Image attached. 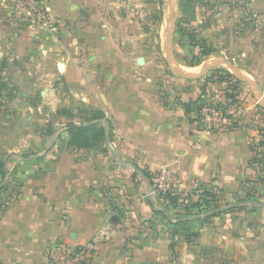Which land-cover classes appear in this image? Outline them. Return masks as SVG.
Listing matches in <instances>:
<instances>
[{
    "label": "crops",
    "instance_id": "1",
    "mask_svg": "<svg viewBox=\"0 0 264 264\" xmlns=\"http://www.w3.org/2000/svg\"><path fill=\"white\" fill-rule=\"evenodd\" d=\"M41 1L54 19L49 27L20 0H0V75L17 87L14 100L31 101L11 113H42L46 103L60 126L35 140L0 124V185H9L0 264H52V243L79 247L94 239L97 249L85 264H264V184L257 183L260 197L241 201L247 197L243 183L264 178V165L251 162L253 144L264 138V0H200L196 7L192 26L218 39L216 47L225 35L247 28L237 21L248 10V40L241 37L235 51L248 53V68H238L256 86L240 85L243 94L232 103L223 82L209 83L204 92L203 76L225 63L186 65L189 46L180 43L181 35L173 34L174 52L167 47L168 65H160L141 36L140 22L152 15L149 0ZM176 44L184 53L180 61ZM173 63L189 74L212 67L188 79ZM190 101L187 114L181 103ZM207 102H220L234 125L206 131L198 116ZM92 110L104 113L111 139L69 149L68 123L88 122ZM161 164L174 172L182 194L197 200L203 186L212 188L221 208H234L208 218L211 211L188 213L151 195Z\"/></svg>",
    "mask_w": 264,
    "mask_h": 264
},
{
    "label": "trees",
    "instance_id": "2",
    "mask_svg": "<svg viewBox=\"0 0 264 264\" xmlns=\"http://www.w3.org/2000/svg\"><path fill=\"white\" fill-rule=\"evenodd\" d=\"M149 1L150 3L152 2V0ZM154 1L157 2L158 8L156 9L155 13L151 15L150 19L157 27L156 35L159 39V44L161 45L160 26L164 18V2L163 0ZM199 1L200 0H180V7H182L181 19L184 21L185 26L181 24V21H179L178 30H180L182 35L180 43L184 38V42L189 46V53L184 57V63L188 66L200 65L204 58L214 54L217 51L216 47L211 42H209L207 38L198 36L199 32L197 30L188 27L191 21L195 18L196 7ZM203 78L205 82L204 92L206 85L209 83L220 81L226 84V87L223 88L224 95L231 103L238 102L240 96L243 94V90L240 87L243 81L225 68L212 69L208 74L204 75ZM64 88L67 89L66 84H64ZM211 90L213 91V89ZM211 90H209L210 93ZM16 91L17 87L9 83L0 75V107L4 106L6 102L13 101L16 97ZM5 98L8 101L5 102ZM181 104L184 106L187 114H189L193 109L192 104H194V101L182 102ZM206 104L208 105L210 102H207ZM206 104H200L197 106V110L200 111V108H204ZM216 104L218 107L226 110V108L221 105L220 102H216ZM66 113H68V111ZM92 113V117L86 123H68L67 129L69 134V149H91L100 146L102 143L111 139L112 127L103 123V118L105 117L104 113L100 110H92ZM52 133L53 131L48 129L47 134L50 135ZM253 149L255 154L251 162L264 165V138L260 139L258 143L253 144ZM261 171H264V167ZM3 173L5 177L6 172ZM258 182L264 184V178L262 177L259 180H248L243 183V187L247 190V197L245 199H241V201H248V199H253L255 196L260 197L262 188L257 186ZM8 188V184L0 185V217L8 205V197L4 198V194ZM160 194L163 199L168 200L169 204L173 206H183L188 211V213H192V210L195 209L200 211H211L207 216L208 218L217 216L222 212L232 210L234 208H221V204L218 203L220 197L218 196L217 192H215L212 188H207L204 186L203 191L200 193V197L197 200H194L191 194L184 195L181 192L166 191L160 192ZM155 211L158 212V210Z\"/></svg>",
    "mask_w": 264,
    "mask_h": 264
},
{
    "label": "rangeland",
    "instance_id": "3",
    "mask_svg": "<svg viewBox=\"0 0 264 264\" xmlns=\"http://www.w3.org/2000/svg\"><path fill=\"white\" fill-rule=\"evenodd\" d=\"M164 2V18H163V22L160 26V40H161V45L159 44V39L157 38V27L153 24V21L147 19L146 16H144V19L140 22L142 24L141 28H142V37L143 38H147L145 40H149V42H145V45H151L154 48V53H156V60L160 63V65L162 66H166L168 65L167 63V58L171 55L170 53H168V46L166 44V40H167V32L168 29L172 26V22H173V16H174V12L173 10H170L169 8V0H163ZM238 4H240V2H237L236 4L231 3V9L230 11H232L235 7L238 6ZM241 6L243 8L246 7V3L241 4ZM245 6V7H244ZM148 8V15L150 14H154L156 9L158 8L157 2L152 0V2L147 5ZM152 12V13H149ZM167 13V15H166ZM181 14H182V7H180V12L178 14L177 20H176V27L174 29V33H176V35H181L180 30H178V23L179 21H181V24H184V21L181 19ZM196 16V14H195ZM165 18L167 20V23L164 25L165 22ZM238 25L241 26L243 24V22H245L247 24V28L245 27H241L238 29L237 32H234L233 35H228V36H224L223 38H221V43H219L218 47L215 46V44L217 45V41L218 39L214 40V38H210L207 39L209 42H211L215 47H216V53L215 58L214 55L208 58H204L203 62L201 64H206L208 62H210L213 59H226L228 61H230L234 66L236 67H245L248 68V53H237L235 50L238 47V42L240 40L241 37H246L248 40V10L246 12L245 17H240L238 18ZM54 24V23H53ZM52 24V25H53ZM170 26V27H169ZM189 28L195 29L197 30V28L192 26V21L190 23V25L188 26ZM245 33L247 34L245 36ZM200 37H203L201 35V32L198 33ZM182 36V35H181ZM179 41V40H178ZM185 40L183 38V40L181 41V43H183ZM176 46V59L180 61L181 56L184 54L182 53V50H180V46L178 44L175 45ZM224 51V52H222ZM174 52V50H173ZM165 53V55H164ZM189 53V52H188ZM188 53L186 55H188ZM185 55V56H186ZM184 56V57H185ZM184 57L182 58L184 61ZM205 61V62H204ZM174 64V63H173ZM224 66L222 68H226L228 69L230 72L231 69H229V66L227 64L221 65ZM178 67V65L174 64L173 65V69L176 70ZM183 69V67H181ZM203 68V67H202ZM201 67L196 68L191 70V74H195L197 72H200V70L202 69ZM161 71V70H160ZM159 71V72H160ZM168 71V70H167ZM246 77H249L247 72L241 71ZM251 80H254L253 78H251ZM162 83H164V81H162ZM241 86L243 87H247L248 88V83L246 82H242ZM169 87V86H168ZM175 89V88H174ZM24 98V97H23ZM15 99L14 101H10L9 103H7L6 101H8L6 98L5 100V105L0 107V124L3 125L5 124V122L7 123V127L8 124L10 126L13 125V133L14 135L16 134V136L24 134V133H29L30 138L38 140L41 136H43V134L48 135V129H51L53 132L55 130L56 127L60 128V126H57L56 123L59 120V117L57 115L56 112H53L50 109V106L47 105L46 103H44L43 105L45 106V109L43 110L42 113H37L35 109H31L30 111L26 112L25 114L23 113L22 116H20V114H12L11 113V108H15V109H19V110H25L26 108H28L31 105V101L29 96H27V98L25 97L24 99ZM10 105L11 107H5ZM49 106V107H48ZM9 110V112L7 111ZM16 111V110H15ZM6 112V113H4ZM18 112V111H16ZM12 114V115H11ZM21 125V126H20ZM33 135V136H32ZM40 136V137H39ZM24 150V152L26 154H31L33 153V149H28ZM14 183V185H16L18 183V180L15 182L13 181L12 184Z\"/></svg>",
    "mask_w": 264,
    "mask_h": 264
},
{
    "label": "built area",
    "instance_id": "4",
    "mask_svg": "<svg viewBox=\"0 0 264 264\" xmlns=\"http://www.w3.org/2000/svg\"><path fill=\"white\" fill-rule=\"evenodd\" d=\"M30 10L37 21L45 27L54 23L41 0H20ZM198 119L206 131L216 132L234 125V118L216 103L208 104L199 114ZM151 195L160 192H180L177 189V178L168 164H161L152 179ZM108 232L115 234L114 228L109 227ZM96 241L90 240L79 247H72L63 242H55L48 247V256L52 264H85L94 254Z\"/></svg>",
    "mask_w": 264,
    "mask_h": 264
},
{
    "label": "water",
    "instance_id": "5",
    "mask_svg": "<svg viewBox=\"0 0 264 264\" xmlns=\"http://www.w3.org/2000/svg\"><path fill=\"white\" fill-rule=\"evenodd\" d=\"M169 8L170 10H173V22H172V26L168 29V32H167V40H166V44L167 46L170 48V51H171V54L173 53V49H172V45H173V34H174V29L176 27V20H177V17H178V14L180 12V0H169ZM140 62L141 63H144L145 62V59L144 57H141L140 58ZM219 63H225L229 66V69H231L232 73L235 74L240 80H242L243 82H246V83H249L251 84L252 86H256L255 82H253L251 79H249L248 77H246L242 72L241 70L234 66L230 61L226 60V59H221L220 61H218V63L216 64H219ZM212 66H206L202 69V71H200L198 74H195V75H192V74H189L187 72H185L184 70L181 69V67L178 65L176 71L179 72L180 74H182V76H184L185 78H188V79H195V78H198L200 76H202L203 74L206 73V71L211 68ZM59 68L60 70H63V65L62 63H59Z\"/></svg>",
    "mask_w": 264,
    "mask_h": 264
}]
</instances>
